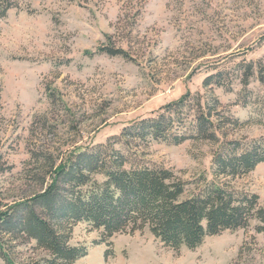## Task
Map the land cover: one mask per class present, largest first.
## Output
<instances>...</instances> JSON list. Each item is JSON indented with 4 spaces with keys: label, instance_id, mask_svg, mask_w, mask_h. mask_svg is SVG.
Returning a JSON list of instances; mask_svg holds the SVG:
<instances>
[{
    "label": "rangeland",
    "instance_id": "1",
    "mask_svg": "<svg viewBox=\"0 0 264 264\" xmlns=\"http://www.w3.org/2000/svg\"><path fill=\"white\" fill-rule=\"evenodd\" d=\"M244 62L254 66L246 86ZM260 65L264 0H20L0 17V210L44 190L53 159L59 164L75 149L107 143L186 93L202 96V103L218 99L217 143L131 140L127 149L173 170L186 182L184 198L193 196L217 179L213 159L223 142L264 134ZM218 71L225 85L204 86ZM218 179L258 194L264 205V162L248 174ZM257 224L177 250L148 227L104 242L103 228L82 221L70 242L88 248L77 264H264ZM5 245L15 264L47 255L23 238ZM0 264H7L1 256Z\"/></svg>",
    "mask_w": 264,
    "mask_h": 264
},
{
    "label": "trees",
    "instance_id": "2",
    "mask_svg": "<svg viewBox=\"0 0 264 264\" xmlns=\"http://www.w3.org/2000/svg\"><path fill=\"white\" fill-rule=\"evenodd\" d=\"M19 2L0 0V17L18 7ZM102 50L128 57L123 49ZM240 69L244 71L246 86L254 74L253 63L244 62ZM259 74L264 81L263 65ZM211 84L225 85L222 71L205 79L204 86ZM211 97V102L202 103V96L186 93L163 106L157 116L127 125L107 143L75 149L59 164L53 159L48 171L51 182L44 190L0 210V256L7 264H15L10 247L5 244L23 238L35 241L36 249L47 253L23 264H77L88 254L87 246L70 242L73 226L82 221L103 228L104 242L115 233L148 227L162 243L177 250L182 246L195 249L206 237L247 228L253 220L258 221L256 230L264 232V205L259 195L235 189L218 179L248 174L263 163L264 134L251 140L223 142L213 159L217 179L205 182L187 198L186 182L173 170L145 161L127 149L131 140L179 144L193 138L217 143L219 128L213 113H217L219 101L214 95ZM185 108L190 112L194 109L191 117L190 113L184 114ZM94 174H103L105 181H96Z\"/></svg>",
    "mask_w": 264,
    "mask_h": 264
}]
</instances>
